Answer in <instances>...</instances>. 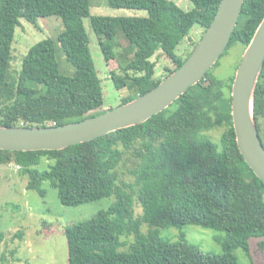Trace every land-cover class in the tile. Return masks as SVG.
Here are the masks:
<instances>
[{
    "label": "trees",
    "instance_id": "obj_1",
    "mask_svg": "<svg viewBox=\"0 0 264 264\" xmlns=\"http://www.w3.org/2000/svg\"><path fill=\"white\" fill-rule=\"evenodd\" d=\"M191 1L194 9L186 12L172 0H108L112 8L147 10L149 16L107 17L91 15V0H0V125L62 126L107 111L102 110L103 81L83 18H91L106 61L119 63L120 72L111 73L116 88L133 92L121 105L156 88L185 63L188 58L177 49L195 27L204 32L210 27L222 2ZM53 15L65 18L64 31L57 39L34 45L13 76V43L21 20L38 28L40 18ZM263 19L264 0H245L229 47L240 44L246 49ZM59 49L76 68L74 76L61 72ZM159 52L173 67L156 78L153 58ZM234 78L210 71L143 124L59 151L0 150V165L24 167L22 173L30 177L28 190L42 196L43 183L51 182L64 206L115 198L93 219L67 227L69 264H236L237 249L257 264L250 241L259 239L264 250V184L239 151L232 118ZM255 98L264 145V70ZM217 127L225 128L219 142L208 134ZM44 160L48 169L41 171ZM126 176L131 181H125ZM136 201L143 209L139 217ZM143 224L151 227L148 234L142 233ZM167 226L224 232V252L205 253L184 236L176 242L165 240L160 229ZM123 237H134L127 252L120 251L129 243L122 242Z\"/></svg>",
    "mask_w": 264,
    "mask_h": 264
},
{
    "label": "rangeland",
    "instance_id": "obj_2",
    "mask_svg": "<svg viewBox=\"0 0 264 264\" xmlns=\"http://www.w3.org/2000/svg\"><path fill=\"white\" fill-rule=\"evenodd\" d=\"M181 9L189 12L194 9L191 0H172ZM92 16L107 17H148L147 10L112 8L108 0H91ZM65 19L62 16L53 15L39 19L38 28L26 20H21V26L16 30L13 43L12 73L20 72L22 63L30 49L46 39H57L65 29ZM86 31L91 38V51L99 76L103 81L105 105L102 110L116 108L121 105L125 96H131L133 92L128 88L119 90L111 79L113 71L120 72L117 60L107 62L100 47L99 37L92 27L91 18H83ZM204 34V30L195 27L189 38L177 49L184 60L194 50ZM123 40L122 45L125 47ZM123 47V48H124ZM122 49V48H121ZM119 49V51H122ZM245 49L240 44L230 46L217 65L211 70L220 78L229 79L236 74ZM57 60L60 70L64 75L74 76L76 68L69 62L65 52L59 49ZM153 61L157 62L156 78L164 76L167 68L173 67L172 61L159 52ZM31 86L36 84L30 82ZM43 90L44 85L40 86ZM224 127H217L208 134L215 141H220ZM39 167L41 171L48 169V162ZM18 164L0 165V264H69V251L66 229L79 222L93 219L99 212L107 210L114 204L115 198L108 197L77 207L64 206L58 197V191L51 182H44L45 196L38 191L29 189V175L23 174L24 167L18 169ZM132 177L126 176L125 181H131ZM136 217L143 215L142 206L138 201L135 204ZM148 224L142 225V233L150 231ZM161 238L176 242L182 236L198 246L208 254H222L224 252L222 238L224 232L199 226H185L176 228L167 226L160 229ZM120 251H129V246L134 242V237H123L122 242H127ZM259 239H251L252 260L257 264H264V250L259 248ZM236 264H252L251 259L242 249L234 251Z\"/></svg>",
    "mask_w": 264,
    "mask_h": 264
},
{
    "label": "water",
    "instance_id": "obj_3",
    "mask_svg": "<svg viewBox=\"0 0 264 264\" xmlns=\"http://www.w3.org/2000/svg\"><path fill=\"white\" fill-rule=\"evenodd\" d=\"M245 0H222L216 17L185 63L151 91L103 114L62 126L0 125V150L59 151L143 124L171 107L205 79L228 49ZM264 70V19L242 56L232 86V118L239 151L264 184V145L255 116L256 90Z\"/></svg>",
    "mask_w": 264,
    "mask_h": 264
},
{
    "label": "built area",
    "instance_id": "obj_4",
    "mask_svg": "<svg viewBox=\"0 0 264 264\" xmlns=\"http://www.w3.org/2000/svg\"><path fill=\"white\" fill-rule=\"evenodd\" d=\"M17 167H18V169H20V168H21V166H20V165H18Z\"/></svg>",
    "mask_w": 264,
    "mask_h": 264
}]
</instances>
